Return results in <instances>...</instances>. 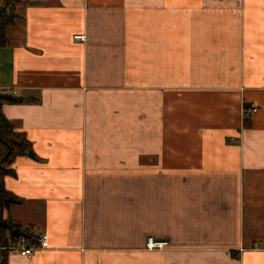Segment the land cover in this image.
<instances>
[{"label": "crops", "instance_id": "crops-1", "mask_svg": "<svg viewBox=\"0 0 264 264\" xmlns=\"http://www.w3.org/2000/svg\"><path fill=\"white\" fill-rule=\"evenodd\" d=\"M14 13L0 90L23 102L2 113L34 157L4 178L7 264H264V0ZM14 234L49 247L28 259Z\"/></svg>", "mask_w": 264, "mask_h": 264}, {"label": "trees", "instance_id": "trees-1", "mask_svg": "<svg viewBox=\"0 0 264 264\" xmlns=\"http://www.w3.org/2000/svg\"><path fill=\"white\" fill-rule=\"evenodd\" d=\"M19 0H8L6 7L0 9V47L7 44V28L12 26L17 16L14 9ZM23 102L21 97H17L12 93L0 90V244L4 245V233L6 230L13 231L15 229L7 220L4 219L6 208L12 204L20 203L4 186V178L13 173L10 169L14 159L20 155H27L31 151V143L28 141L24 133L16 132L12 123L5 118L2 113V107L5 104H18ZM10 151V153H9ZM9 153V155H8ZM8 155V156H7ZM7 156V157H6ZM6 157V158H5ZM16 235L12 238L16 242ZM29 244H36L37 238L27 237ZM7 246V245H4ZM1 263L7 264V251L1 250Z\"/></svg>", "mask_w": 264, "mask_h": 264}, {"label": "built area", "instance_id": "built-area-1", "mask_svg": "<svg viewBox=\"0 0 264 264\" xmlns=\"http://www.w3.org/2000/svg\"><path fill=\"white\" fill-rule=\"evenodd\" d=\"M77 39L85 40L84 36H78ZM13 95H16V92H13ZM258 112L257 107H253L251 109H246L245 114L252 116ZM169 243L166 241H156L154 237H149L147 241L146 248L149 251H162L167 249ZM49 247L48 237L46 235H42L37 238L36 244H29L28 239L25 236H21L18 238L17 242H14L12 245L8 247V250L18 251L22 256L27 257L28 259L33 258L36 251L45 250Z\"/></svg>", "mask_w": 264, "mask_h": 264}, {"label": "water", "instance_id": "water-1", "mask_svg": "<svg viewBox=\"0 0 264 264\" xmlns=\"http://www.w3.org/2000/svg\"><path fill=\"white\" fill-rule=\"evenodd\" d=\"M9 153H10V151H9ZM9 153H8V155H9ZM8 155H7V156H8ZM28 155H29L30 157H34V154H33L31 151L28 152ZM7 156H6V157H7ZM6 157H5V158H6Z\"/></svg>", "mask_w": 264, "mask_h": 264}]
</instances>
